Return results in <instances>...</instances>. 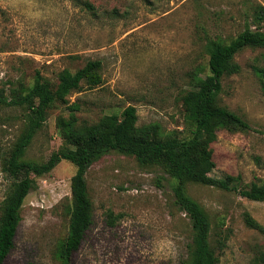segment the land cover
Segmentation results:
<instances>
[{
    "label": "rangeland",
    "instance_id": "374dc122",
    "mask_svg": "<svg viewBox=\"0 0 264 264\" xmlns=\"http://www.w3.org/2000/svg\"><path fill=\"white\" fill-rule=\"evenodd\" d=\"M258 4L264 7V0H0V88L9 97L30 87L36 72L55 86L63 69L74 72L89 60L102 65V85L83 86L66 104H53L24 158L46 161L63 145L56 123L68 118L72 104L87 123L133 106L137 125L155 123L163 133L184 136L181 94L194 73L207 71L206 39L228 42L247 26L254 29ZM259 27L264 32V22ZM234 60L240 71L222 79L219 104L248 128L217 132L209 176L238 177L244 187L264 178V47L245 48ZM25 116L22 107L0 106V204L10 185L2 160ZM74 173L62 160L36 179L4 264H59L54 251L67 231ZM85 179L92 222L72 264H179L186 257L190 223L173 203L166 173L109 152ZM185 187L209 216L218 264H264L255 262L264 253V201L189 180Z\"/></svg>",
    "mask_w": 264,
    "mask_h": 264
},
{
    "label": "trees",
    "instance_id": "16d2710c",
    "mask_svg": "<svg viewBox=\"0 0 264 264\" xmlns=\"http://www.w3.org/2000/svg\"><path fill=\"white\" fill-rule=\"evenodd\" d=\"M254 16L255 28L247 26L228 42L206 39L207 71L203 76L200 72L194 73L181 94L187 131L182 137L176 132H161L155 123L137 125L138 117L133 106L126 107L120 115L106 114L87 123L75 116L79 108L72 104L68 118H59L56 123L63 145L46 161L26 160L25 152L53 104H66L69 94L83 86L94 89L102 85L101 62L89 60L74 72L61 70L55 86L36 72L33 84L20 91L15 89L12 97L7 95L5 87H1L0 106L24 108L26 122L2 160V171L10 185L0 204V264H4L14 247L24 199L35 187L36 179L51 172L62 160L72 164L75 173L70 179L67 231L56 244L54 254L59 264H72L73 255L92 222L93 207L85 174L93 163L109 152L132 156L141 167H157L172 179L173 203L188 217L191 228V242L186 257L179 264H218L219 256L209 240V216L188 195L185 182L189 180L219 190L235 191L251 201H264V178L240 187L238 177L209 176L215 166L212 144L217 139V132L234 133L248 128L242 116L219 104V97L222 79L240 71L234 57L245 48L264 47V32L259 27L264 22V7L258 4ZM108 218L111 222L114 219L110 213ZM255 262L264 263V253L260 252Z\"/></svg>",
    "mask_w": 264,
    "mask_h": 264
}]
</instances>
